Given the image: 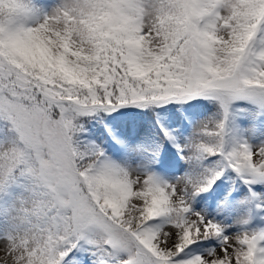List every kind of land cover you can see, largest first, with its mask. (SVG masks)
<instances>
[{
	"label": "snow or ice",
	"instance_id": "6c2138e0",
	"mask_svg": "<svg viewBox=\"0 0 264 264\" xmlns=\"http://www.w3.org/2000/svg\"><path fill=\"white\" fill-rule=\"evenodd\" d=\"M230 124L264 137V0H0V264H264L192 207L264 185Z\"/></svg>",
	"mask_w": 264,
	"mask_h": 264
},
{
	"label": "rangeland",
	"instance_id": "374dc122",
	"mask_svg": "<svg viewBox=\"0 0 264 264\" xmlns=\"http://www.w3.org/2000/svg\"><path fill=\"white\" fill-rule=\"evenodd\" d=\"M33 2L39 6L42 12L51 11L54 8L59 0H33ZM203 107L199 109L194 118L197 121L203 120L205 117L209 116L210 113L215 111V105L209 104L208 102H202ZM147 126V124H146ZM175 126V125H173ZM231 131L228 133L229 141L233 139L247 138L250 143L253 145L258 144L261 140H264V137L259 135H253V133L244 127H237L234 124L229 125ZM154 134H158V129L152 130ZM185 134L190 131V128L185 126L183 129ZM174 149L172 150L174 154ZM177 165L173 168L168 169L164 175L167 179H173L174 177L180 175L185 170V165L182 161L179 160L178 156H175ZM159 171V170H158ZM231 175V174H230ZM227 188L223 190L224 196L231 197V199L225 201L221 200L219 207L216 204L208 205L201 197H197L193 203L192 207L195 211L201 212L210 219H214L216 222L225 226V234H231L236 230L235 227H232L234 218L243 221L247 220L248 223H238L237 227L241 231L245 230H254L264 228V185L257 184L252 186L251 191L256 193L255 198L251 195L249 188L245 187L239 179L235 180H226ZM206 196V194H202ZM260 205L261 207H256ZM252 224L255 222V225H250L251 219ZM216 241L212 240L209 242H204L201 245V248L197 252L203 251L204 248H207L209 244H215Z\"/></svg>",
	"mask_w": 264,
	"mask_h": 264
}]
</instances>
